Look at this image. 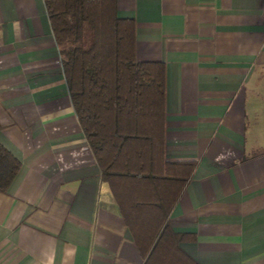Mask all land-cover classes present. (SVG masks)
Here are the masks:
<instances>
[{"label": "crops", "instance_id": "0c3cea01", "mask_svg": "<svg viewBox=\"0 0 264 264\" xmlns=\"http://www.w3.org/2000/svg\"><path fill=\"white\" fill-rule=\"evenodd\" d=\"M135 58L165 70L169 215L197 264H264V0H116ZM0 264H142L72 106L43 0H0Z\"/></svg>", "mask_w": 264, "mask_h": 264}, {"label": "trees", "instance_id": "16d2710c", "mask_svg": "<svg viewBox=\"0 0 264 264\" xmlns=\"http://www.w3.org/2000/svg\"><path fill=\"white\" fill-rule=\"evenodd\" d=\"M72 106L142 264H197L168 215L195 161L167 162L165 70L135 58V23L116 0H43ZM21 163L0 144V193Z\"/></svg>", "mask_w": 264, "mask_h": 264}]
</instances>
